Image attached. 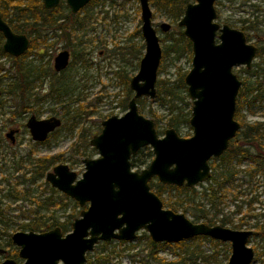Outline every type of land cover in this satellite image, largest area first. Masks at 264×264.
<instances>
[{"label":"water","instance_id":"95a60500","mask_svg":"<svg viewBox=\"0 0 264 264\" xmlns=\"http://www.w3.org/2000/svg\"><path fill=\"white\" fill-rule=\"evenodd\" d=\"M60 0H42L44 8L56 7ZM90 0H65L76 13ZM216 0H192L184 8L177 24L191 43V68L184 76L187 93L192 99L189 125L192 134L180 136L168 127L159 136L155 122L138 111L137 99L156 95L158 68L162 49L152 25L149 0H139L144 53L137 72L129 80L133 96L122 115H111L101 121V130L89 144L98 156L84 158V171L77 177L65 163H58L46 174L50 184L72 198L79 206L87 203L80 216L63 233L59 226L45 231H15L13 244L19 247L20 264H85L86 253L98 242L130 241L139 230L147 231L154 242L176 243L195 236H205L230 243L227 264H251L255 251L248 246L249 229H233L219 224L193 222L186 214L163 206L151 189L149 180L166 185L192 187L210 176L209 159L220 156L240 128L234 118L236 98L241 80L233 67L249 68L256 46L246 40L242 30L215 19ZM163 31L170 24L161 22ZM2 50L20 56L29 48V38L12 30L0 14ZM69 62V51L54 57L55 71ZM61 125L57 116L37 118L30 115L26 126L35 141H44ZM14 130L7 132L13 140ZM150 146L153 157L140 171L132 169L131 156L140 148ZM4 249L0 247V253ZM0 264H16L6 258Z\"/></svg>","mask_w":264,"mask_h":264},{"label":"rangeland","instance_id":"374dc122","mask_svg":"<svg viewBox=\"0 0 264 264\" xmlns=\"http://www.w3.org/2000/svg\"><path fill=\"white\" fill-rule=\"evenodd\" d=\"M192 0H188L190 2ZM150 3V2H149ZM255 6H259L256 10ZM152 25L156 29L159 37L161 49L167 45L177 47L182 44L179 32H183V27L173 22L168 12L164 8L151 4ZM215 9L217 12L216 21L219 24H228L229 26L241 29L243 25L257 23L256 29L243 30L248 33L249 42H257L259 47H264V0H216ZM59 11L68 14V9L62 3ZM76 19L80 21L79 28L71 30L58 29L55 33L51 29L42 28V33L47 34L46 42L50 46H41L33 49L24 61H31L33 64L43 66L47 70V75L42 76L34 82V94L39 96L38 101H32L33 112L22 111L18 105L16 97L7 93L8 84L14 80L16 67H12V62L4 55L0 56V242H5L9 235L15 231L27 230L20 227L21 224L28 222L33 218L38 209L40 214L49 216L54 213L59 221L70 220L67 233L71 230V222L74 218L80 216V211L86 208L87 203L79 206L70 197H65L61 191L57 190L45 179L44 175H35L34 179L30 177L34 174L33 165L36 157L51 156L60 154L58 162L66 163L71 170L75 171L77 177L84 171V158H94L98 156L95 148L89 144L93 135L101 130V121L111 115H122L127 109L128 99L126 100V90H123L124 80L130 78L137 72L138 63L145 49L144 39L142 37L141 16L139 0H99L94 4L87 5L83 10L76 13ZM244 20H247L244 22ZM170 24V29L163 31L160 23ZM71 21L67 19L62 21L65 26L70 25ZM67 49L70 52L69 64L61 72L53 69V58L61 50ZM178 50V49H177ZM175 49H169L165 59L159 65L158 79L167 81V86L171 87L175 93L173 97V107L175 113L189 112L190 117L192 99L187 93V86L180 85L181 76H185L191 68V57L187 51L178 53ZM40 54H42L40 56ZM16 66L19 61L15 62ZM264 50L261 54L255 56L250 68L244 66H235L233 72L237 77L249 85L256 86L264 90ZM258 71L259 74L251 72ZM55 75L57 79H55ZM13 76V77H12ZM58 80V81H57ZM64 87L67 91L60 96L54 94L49 97L48 93L52 91L53 86ZM242 87V85H241ZM240 87V88H241ZM239 88V89H240ZM186 89V90H185ZM132 96L133 91L130 89ZM255 92H260L259 89ZM253 93L245 92V102L243 100L240 115L247 122H264V100H252ZM138 102L139 112L154 120L151 113L158 117L156 130L163 131L168 128L167 125L170 113L169 104L163 103L157 94L153 97H142ZM126 103V109L122 104ZM67 113V114H66ZM174 113V114H175ZM34 114L38 118H45L50 115H56L62 119V126L50 135L47 141L42 143L34 142L29 134L25 122L27 118ZM173 127L180 136L188 137L192 134V128L189 122H180ZM10 129L17 130L15 141L12 143L6 132ZM263 140V139H262ZM150 148V146H147ZM146 150H144L145 152ZM151 159L147 161V164ZM145 165L132 166L133 170L140 171ZM240 168L248 165V160L243 159L239 163ZM50 167L48 171H51ZM257 183L259 205L257 204L255 212H263L264 203V177L255 176ZM153 182L157 181L152 178ZM237 183V181H236ZM234 183L224 184L223 191L225 197L219 205L221 209L217 213L215 224H220L218 219L228 218L230 220L225 226L234 228L237 219L241 215L235 212L236 203L239 200L251 196L252 184L244 182L243 185L234 186ZM207 183L202 182L195 186L198 192L197 199L207 208L206 199L202 198L201 190ZM154 190V188H153ZM241 194L237 200L232 197L236 191ZM176 190L167 189L163 191L161 200L165 201L169 196H174ZM254 192H252L253 194ZM22 194L25 196L22 197ZM50 198L56 203H65L63 209L54 210L38 208L37 203ZM178 212H181L180 210ZM72 216V217H70ZM186 216L193 222L195 220L189 214ZM243 225L239 229H252L251 223ZM43 229L41 231H45ZM37 231V232H41ZM145 234L147 231L139 230L136 237L130 241L111 240L98 242L94 248L89 251L96 255V252H108L113 250L118 253L116 257L111 258L106 264H134L131 260L132 254L146 247L147 241ZM211 239V238H210ZM213 240V239H212ZM217 241V240H214ZM257 241L250 237L248 245L253 247ZM186 249L191 250L192 245H199L198 250L204 256L214 255L217 264H227L230 256V243L217 241L216 243L208 239L201 241L188 240ZM257 246V245H256ZM9 251L16 246H8ZM184 247L177 248L173 243L161 246L159 256L166 261H171L179 256H183ZM259 250H262L259 248ZM181 254L178 256L177 253ZM92 254V255H93ZM144 254V253H142ZM187 256H189L186 253ZM143 256V255H142ZM20 263L23 258L17 254L10 256ZM195 256L192 255L194 259ZM0 259H3L0 256ZM251 264H264V254L258 259L254 258ZM196 264H204L197 255ZM62 264V263H59ZM141 264V263H136ZM150 264H158L151 262Z\"/></svg>","mask_w":264,"mask_h":264},{"label":"trees","instance_id":"16d2710c","mask_svg":"<svg viewBox=\"0 0 264 264\" xmlns=\"http://www.w3.org/2000/svg\"><path fill=\"white\" fill-rule=\"evenodd\" d=\"M99 0H92L91 4L98 2ZM151 4H156L157 7L164 8L168 12L173 22H176L182 15L188 0H149ZM61 5L57 9L47 10L43 7L41 0H0V14L2 18L9 24L13 31L17 33L25 34L29 38V48L24 55L19 57H13L5 52L1 48L3 42V37L0 33V56H6L11 62L12 67H16L15 78L10 81L7 88V93L16 97L18 100V105L22 111H31L33 108L31 106L32 101H38L42 98L35 95L33 90L35 88L34 82L39 80L42 76L47 75V70L43 66L33 64L31 61H24L26 55H28L33 49L39 48L41 46H50V43L46 42L47 34L42 33V28L51 29L55 33L58 29H67L69 32L79 28L80 21L76 19L77 14H72L70 11L68 14H63L58 11ZM255 9L258 10L259 6H255ZM67 19L71 21L70 25L64 27L62 21ZM247 20H244V22ZM257 23L253 22L249 25L241 26L243 30L256 29ZM180 40L182 44L175 47L172 45H167L162 50V59H165L166 53L169 49H175L177 52L182 53L187 51L189 55H192L191 43L183 35V32H179ZM249 35H246V39H249ZM264 50V47H259L258 54H261V51ZM42 54H40L41 56ZM19 61V64L16 66L15 62ZM2 67L0 66V71ZM261 70H264L261 67ZM160 69L158 68V72ZM255 74H259L256 70H251ZM12 76V77H13ZM56 76L59 75H55ZM58 81V80H57ZM180 85L186 87L184 83V76H181ZM242 87L239 89L237 99H236V109L234 113V118L240 123V128L237 131L235 137L230 140L228 148L224 151L222 155L218 158H214L211 164L212 172L210 177L206 180L207 185L201 190V195L203 199H206V206L197 199L198 192L196 191L195 186L186 187V186H174V185H165L161 184L158 181L153 182L149 181L151 189L161 198V195L165 188L176 190L174 196H169L165 201L162 199L163 205L166 208H169L173 211H181L184 214H189L196 221L201 220L209 225H214L217 220V213L221 210L219 208L220 203L222 202L223 197H225V191H223L224 184L237 186L243 185L244 182H249L252 184L251 196L246 197L245 199L239 200L235 206V212L240 213L241 215L237 219V223L234 224L235 229L241 228L243 225L251 223L252 236L256 241V245L253 246L255 251L254 258L258 259L261 255L264 254V203L262 204L263 212L256 213V205L260 204L258 199V193L255 191L256 187L253 186L257 183L255 176L261 175L264 177V122L263 121H253L247 122L242 119L240 115V109L242 108L243 103L245 102V92L253 93L259 89L260 92L253 93L252 100H264V90L260 88V84L253 86L249 85L245 79L241 83ZM123 90H126V100L131 98L130 89L128 86V79L124 80ZM186 90V89H185ZM67 90L64 87L53 86L52 91L48 93L49 97L60 96L62 93ZM156 94L160 97L163 103H168V112L170 116L168 118L167 125L169 127L180 122H188L189 112H177L175 113V107H173V97L175 93L172 88L167 86V81L163 79H158L156 82ZM244 100V102H243ZM143 100L138 99L137 102H142ZM123 108L126 109V103L122 104ZM175 113V114H174ZM67 114V113H66ZM151 116L154 117V122L157 124L158 117L155 113H151ZM158 134H161V130H157ZM263 139V140H262ZM144 150H146L144 152ZM60 154L36 157L34 159L33 165L35 166V175H44V173L56 162L58 161ZM153 153L149 147L144 146L140 148L135 154L131 157L132 166H140L147 164L149 159H152ZM247 159L248 165L244 168L239 167V163L242 160ZM34 175V176H35ZM33 180V179H32ZM252 192H254L252 194ZM241 191L238 190L233 195V199L237 200L240 196ZM65 197H68L65 195ZM38 208L50 209L53 208L55 211L63 209L65 203H56L50 198L37 203ZM72 217V216H70ZM220 225L225 226L230 222L228 218L218 219ZM70 224V220L66 219L64 221H59L54 213H50L49 216L40 214L39 210L35 211L33 218L28 222L20 225L22 229L41 231L43 229H50L55 226H59L62 232H66ZM147 241V246L143 247L140 251L132 254L131 260L134 264H150L151 262H156L158 264H196L195 258L198 255L204 264H217L214 255L204 256L198 250L199 245H192V249H186V243L188 240L192 241H201L202 239H208L205 236H195L188 240H183L180 242L173 243L177 248L184 247L182 250L183 256H179L181 253L178 252V258L166 261L159 256V251L162 245L168 244L167 242H154L150 239L149 235L145 234ZM212 242L216 243L214 239H210ZM249 241V240H248ZM107 244L104 242L102 246ZM188 247V246H187ZM261 248L262 250H259ZM16 252V250H15ZM144 253V254H142ZM186 253L189 255L187 256ZM93 254V253H92ZM90 252L86 254V263L85 264H106L111 258L116 257L118 253L113 250L108 252H96L92 255ZM143 255V256H142ZM192 255L195 256L194 259Z\"/></svg>","mask_w":264,"mask_h":264},{"label":"flooded vegetation","instance_id":"af4514ba","mask_svg":"<svg viewBox=\"0 0 264 264\" xmlns=\"http://www.w3.org/2000/svg\"><path fill=\"white\" fill-rule=\"evenodd\" d=\"M41 2H42V0H41ZM91 2H92V0H90L84 7H82L81 9H79V11H77L76 13H78V12H80L81 10H83L87 5H90L91 4ZM62 3H64L65 4V6H66V8L68 9V12L70 11V9H69V7L67 6V4H66V2H65V0H60L59 1V3H58V5L56 6V7H53V8H50V9H47V8H45V9H47V10H52L53 11V9H57L58 7H59V5H61ZM43 5V4H42ZM44 7V6H43ZM58 11H59V9H58ZM70 13H72L71 11H70ZM76 13H72V14H76ZM232 27V26H231ZM241 30V29H240ZM243 31V30H242ZM244 32V31H243ZM244 34H245V37H246V35L248 34V33H245L244 32ZM249 35V34H248ZM250 38V37H249ZM247 40V39H246ZM249 40V39H248ZM247 40V41H248ZM249 42V41H248ZM3 43V42H2ZM249 43H251V42H249ZM252 44L253 45H255L256 46V48H257V50H256V54H255V56L257 55V53H258V51H259V45H257L258 43L255 41V42H252ZM2 45V44H1ZM28 50V49H27ZM26 50V51H27ZM64 50V49H63ZM67 50V49H66ZM26 51H25V53H26ZM4 52V51H3ZM24 53V54H25ZM7 54V53H6ZM24 54H22V55H24ZM21 56V55H20ZM56 56V55H55ZM54 56V57H55ZM13 57H19V56H13ZM255 58V57H254ZM69 59H70V52H69ZM161 59H162V57H161ZM254 60V59H253ZM252 60V61H253ZM53 61H54V58H53ZM160 63H161V61H160ZM68 64H69V62H68ZM68 64H67V66H68ZM138 65H139V63H138ZM66 66V67H67ZM66 67L64 68V69H66ZM251 67V66H250ZM249 67V68H250ZM234 68V67H233ZM246 68V67H245ZM53 69H54V67H53ZM64 69H62V70H60V71H56L57 73L58 72H61V71H63ZM159 73V72H158ZM157 82V81H156ZM155 86H156V84H155ZM130 89V88H129ZM238 95V94H237ZM0 96H1V90H0ZM132 96H133V94H132ZM131 96V97H132ZM139 99V98H138ZM137 99V100H138ZM237 99V98H236ZM130 100V99H129ZM137 105H138V102H137ZM138 111H139V108H138ZM31 115H34V114H31ZM50 116H56V115H50ZM37 117V116H36ZM47 117H49V116H47ZM58 117V116H57ZM38 118V117H37ZM46 118V117H45ZM60 118V117H59ZM28 119V118H27ZM61 119V118H60ZM26 122H27V120H26ZM26 122H25V126H26ZM62 126V119H61V125L58 127V128H56L54 131H52V132H50L49 134H48V136H47V138L44 140V141H35V140H33L32 138V140L34 141V142H36V143H42V142H45V141H47V139L50 137V135H52V134H54L55 133V131L56 130H58L60 127ZM27 127V126H26ZM27 129H28V127H27ZM10 130H14V129H10ZM9 130V131H10ZM9 131H7V132H9ZM16 131L17 130H14V134H13V140H11L10 138H9V140L13 143L14 141H15V133H16ZM28 131H29V129H28ZM7 132H6V134H5V136L7 137ZM30 134V133H29ZM31 137V136H30ZM183 137V136H182ZM230 142V141H229ZM229 145V144H228ZM228 148V147H227ZM224 153V152H223ZM222 153V154H223ZM221 154V155H222ZM56 155V154H55ZM43 157V156H42ZM132 157V156H131ZM219 157V156H218ZM218 157H211L210 159H209V165H210V175H211V172H212V168H211V164H212V161H213V159L214 158H218ZM130 160H131V158H130ZM56 162H58V161H56ZM54 163L51 167L53 168L56 164H58V163ZM66 164V163H65ZM68 165V164H67ZM131 165H132V162H131ZM148 165V164H147ZM69 167V166H68ZM69 169H70V167H69ZM71 170V169H70ZM33 175L30 177V179L32 180V179H34V175H35V170L33 169ZM52 171V170H51ZM49 172V171H48ZM47 171L45 172L46 174L48 173ZM44 173V174H45ZM46 174H45V179H46ZM39 175V174H38ZM210 177V176H209ZM154 179H156V177H154ZM157 180V179H156ZM150 181V180H149ZM158 181V180H157ZM49 182V181H48ZM159 182V181H158ZM205 182V181H204ZM50 183V182H49ZM160 183V182H159ZM202 183V182H201ZM162 184V183H161ZM199 184V183H198ZM51 185V184H50ZM166 185V184H165ZM52 186V185H51ZM175 186V185H174ZM183 186H185V185H183ZM196 186V185H195ZM151 187V186H150ZM180 187V186H179ZM193 187V186H192ZM55 188V187H54ZM58 190V189H57ZM154 191V190H153ZM64 194V193H63ZM25 195L24 194H22V197H24ZM67 196V195H66ZM72 199V198H71ZM161 199V198H160ZM75 201V200H74ZM76 202V201H75ZM77 203V202H76ZM163 203V202H162ZM164 206V205H163ZM87 207V206H86ZM165 207V206H164ZM75 219V218H74ZM72 223V222H71ZM209 225V224H208ZM215 225V224H214ZM220 225V224H219ZM223 226V225H222ZM227 227V226H226ZM233 229H235V228H233ZM249 230H252V229H249ZM20 231V230H19ZM23 231H27V230H23ZM62 231V230H61ZM37 232V231H36ZM253 232V231H252ZM137 235V234H136ZM252 236V235H251ZM250 236V237H251ZM249 240V239H248ZM119 241H122V240H119ZM16 246L18 249H16V248H13L11 251H9V247L8 246ZM249 246V245H248ZM0 247L2 248V249H4V252L3 253H0V256H2L3 257V259H0V262L2 261V260H4V259H6V258H11V259H13L12 257H10V256H12V255H18V250H19V247L17 246V245H15V244H13V242H12V240H11V235H9V238L5 241V242H3V243H1L0 242ZM253 248V247H252ZM15 250H16V252H15ZM19 256V255H18ZM20 257V256H19ZM21 258V257H20ZM15 262H16V264H20V263H22V262H20V263H17V261L15 260V259H13Z\"/></svg>","mask_w":264,"mask_h":264}]
</instances>
